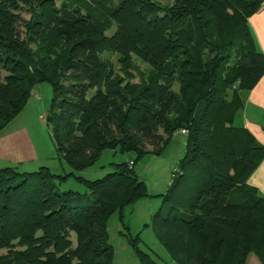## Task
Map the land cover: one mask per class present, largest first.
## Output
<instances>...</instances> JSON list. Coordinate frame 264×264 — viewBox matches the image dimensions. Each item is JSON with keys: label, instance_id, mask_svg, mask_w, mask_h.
Here are the masks:
<instances>
[{"label": "trees", "instance_id": "16d2710c", "mask_svg": "<svg viewBox=\"0 0 264 264\" xmlns=\"http://www.w3.org/2000/svg\"><path fill=\"white\" fill-rule=\"evenodd\" d=\"M54 1L0 0V129L48 83L49 138L69 168L0 167V264H114L107 219L147 195L133 165L180 128L169 206L150 220L168 264H245L251 253L264 264V197L246 182L264 146L234 122L264 72L247 21L264 0ZM134 59L147 66L136 81ZM104 149L133 157L79 174ZM68 177L85 191L59 190ZM121 234L156 264L138 233Z\"/></svg>", "mask_w": 264, "mask_h": 264}, {"label": "rangeland", "instance_id": "374dc122", "mask_svg": "<svg viewBox=\"0 0 264 264\" xmlns=\"http://www.w3.org/2000/svg\"><path fill=\"white\" fill-rule=\"evenodd\" d=\"M156 1L167 3L170 0ZM54 2L58 4L59 0H55ZM104 55L110 59L113 66H117L115 55L109 53ZM134 63L139 70L133 76V81H136L137 77L140 73H143L147 66L137 59H134ZM1 74L2 72L0 71V76ZM172 88L176 90L177 85L173 84ZM50 97V85L46 82L38 84V88L37 86L34 87L19 113L5 125L6 128L16 125V127L19 126L20 129H23L35 147L38 158H40L39 162L23 166L17 165L20 171L34 170L39 165H45L49 167L50 171L55 173L69 170L63 162L58 163L53 158L54 150L49 138V125L45 121L46 116L49 114ZM38 114L42 115L44 119H39ZM178 130L173 132L170 140L158 154H144L133 165V170L142 180L147 195L122 209L121 222L117 213L111 214L107 219L106 231L108 243L113 250L114 264H141L137 260L131 246L127 243L125 236L121 234L122 232H127L130 235L138 233L140 238L138 246L142 250L147 251L156 264L169 263L166 252L152 233L150 220L151 215L156 210H160L164 214L169 206L168 202L162 200L161 194L166 190L171 171L184 151V135L179 133ZM132 157L133 153L131 152L119 153L118 151L113 152L109 149H104L100 152L97 160L91 166L80 171L79 174L88 179L98 178L106 172L111 171L110 162L117 163L131 159ZM9 164L11 163L0 159V167ZM57 188L59 190H72L78 193L85 191V187L77 183L72 177H68L66 180L58 183ZM4 252V249H0V254Z\"/></svg>", "mask_w": 264, "mask_h": 264}, {"label": "crops", "instance_id": "0c3cea01", "mask_svg": "<svg viewBox=\"0 0 264 264\" xmlns=\"http://www.w3.org/2000/svg\"><path fill=\"white\" fill-rule=\"evenodd\" d=\"M247 21L257 49L264 54V3L248 17ZM234 122L246 128L254 139L264 146V72L249 90L243 92L242 106L236 113ZM37 155L35 147L19 126L9 128L3 126L0 129L1 160L11 163L9 165L23 166L39 162L40 158ZM246 182L256 189L257 195L264 197V156L249 173ZM245 264H259V261L251 253L247 255Z\"/></svg>", "mask_w": 264, "mask_h": 264}, {"label": "built area", "instance_id": "2783aa9c", "mask_svg": "<svg viewBox=\"0 0 264 264\" xmlns=\"http://www.w3.org/2000/svg\"><path fill=\"white\" fill-rule=\"evenodd\" d=\"M39 119L43 120L44 118L42 115H39ZM178 131H179V133H182V134L185 133V130L183 128H180Z\"/></svg>", "mask_w": 264, "mask_h": 264}, {"label": "water", "instance_id": "95a60500", "mask_svg": "<svg viewBox=\"0 0 264 264\" xmlns=\"http://www.w3.org/2000/svg\"><path fill=\"white\" fill-rule=\"evenodd\" d=\"M45 121L46 122L50 121V117L49 116H46Z\"/></svg>", "mask_w": 264, "mask_h": 264}]
</instances>
